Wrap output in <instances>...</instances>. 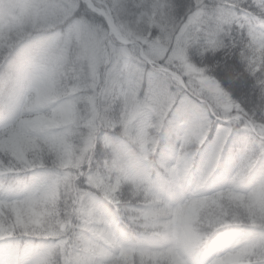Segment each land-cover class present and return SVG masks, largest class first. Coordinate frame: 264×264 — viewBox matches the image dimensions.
Instances as JSON below:
<instances>
[{
  "label": "clouds",
  "instance_id": "obj_1",
  "mask_svg": "<svg viewBox=\"0 0 264 264\" xmlns=\"http://www.w3.org/2000/svg\"><path fill=\"white\" fill-rule=\"evenodd\" d=\"M0 264H264V0H0Z\"/></svg>",
  "mask_w": 264,
  "mask_h": 264
}]
</instances>
